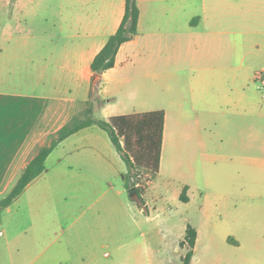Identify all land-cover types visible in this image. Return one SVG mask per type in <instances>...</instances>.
Instances as JSON below:
<instances>
[{
	"label": "crops",
	"instance_id": "crops-1",
	"mask_svg": "<svg viewBox=\"0 0 264 264\" xmlns=\"http://www.w3.org/2000/svg\"><path fill=\"white\" fill-rule=\"evenodd\" d=\"M238 1L137 0L138 34L96 78L91 64L121 24L126 0H0V199L86 107L96 79L105 99L97 117L165 111L160 172L147 176L144 207L130 194L126 162L110 136L90 125L58 144L44 172L2 209L0 264H163V236H175L181 259L189 224L198 233L194 264L195 201L202 215L210 186L218 200L245 195L254 162L264 180V92L252 88L251 45L236 38L247 34L238 20L252 16L254 2ZM15 11L24 22L53 15L56 27L15 30Z\"/></svg>",
	"mask_w": 264,
	"mask_h": 264
},
{
	"label": "rangeland",
	"instance_id": "rangeland-1",
	"mask_svg": "<svg viewBox=\"0 0 264 264\" xmlns=\"http://www.w3.org/2000/svg\"><path fill=\"white\" fill-rule=\"evenodd\" d=\"M239 1L242 2V0ZM251 1L254 2L249 10L252 16L238 20V26L244 28L247 34L244 36L238 34L236 38L238 43L245 38L247 39L246 43L251 45L253 54L250 63L254 73H257L264 69V59L261 57V53L264 51V34L261 33L260 2L259 0ZM46 16L45 14L38 17L34 15L24 22L20 21V15L15 11L12 23L15 30L25 33H50L56 27L57 18L53 15ZM97 84L98 79L95 82V85ZM252 88L259 93L264 92V84L256 77L252 81ZM99 112L95 109V116H99ZM168 164L184 171H190L191 167L190 164L179 161ZM213 167L212 163H206L204 165L205 172L212 170ZM236 167L238 169L240 165ZM249 168L252 177L247 182L251 184V190H248L245 195L233 192L218 200L213 195L215 189L210 186L207 192L211 195L209 203L205 206V212L202 215H196L195 210L199 206L197 201L189 209L193 222L199 224L201 232L194 264H264V187L262 186L264 180L260 178L256 162ZM149 175L151 174L141 170L136 177L142 193L146 189L147 176ZM238 182L241 181L238 180ZM180 211L183 212V209L181 208ZM227 236L238 240L239 244L230 243L227 241ZM174 238L175 236L173 238H170L169 235L163 236V259L161 260L163 264H184L183 257L180 259L174 250ZM106 251L112 252L110 248L103 250V252ZM186 252L187 250H185L184 256ZM105 260L103 257V262Z\"/></svg>",
	"mask_w": 264,
	"mask_h": 264
},
{
	"label": "trees",
	"instance_id": "trees-1",
	"mask_svg": "<svg viewBox=\"0 0 264 264\" xmlns=\"http://www.w3.org/2000/svg\"><path fill=\"white\" fill-rule=\"evenodd\" d=\"M139 19L140 9L137 0H126L125 14L121 24L117 31L109 37L91 64L94 73H103L115 66L116 56L121 45L132 40L138 34ZM104 103L105 99L98 95V84H93L86 107L76 113L68 123L50 137L45 145L39 148L8 194L0 199V216L2 209L11 205L28 184L44 172L46 159L58 144L81 129L94 124L108 133L114 146L126 162V182L129 188H136L137 199L144 207L145 203L141 196V189L137 186L136 177L141 170L150 173V179L160 172L165 111L160 109L114 115L109 118L95 116L96 106ZM186 193L187 186L183 187L181 193V200L184 202L189 200ZM197 235V229L189 224L185 239L181 242L182 247L187 246V252L183 257L184 264H190L192 260Z\"/></svg>",
	"mask_w": 264,
	"mask_h": 264
},
{
	"label": "built area",
	"instance_id": "built-area-1",
	"mask_svg": "<svg viewBox=\"0 0 264 264\" xmlns=\"http://www.w3.org/2000/svg\"><path fill=\"white\" fill-rule=\"evenodd\" d=\"M256 78L260 79L261 82L264 84V69L256 73ZM138 186V185H137Z\"/></svg>",
	"mask_w": 264,
	"mask_h": 264
},
{
	"label": "water",
	"instance_id": "water-1",
	"mask_svg": "<svg viewBox=\"0 0 264 264\" xmlns=\"http://www.w3.org/2000/svg\"><path fill=\"white\" fill-rule=\"evenodd\" d=\"M95 76H96V78H98L99 77V73H95ZM130 194L132 195V197H136L137 196V192H136V188L135 187H132L130 189Z\"/></svg>",
	"mask_w": 264,
	"mask_h": 264
}]
</instances>
